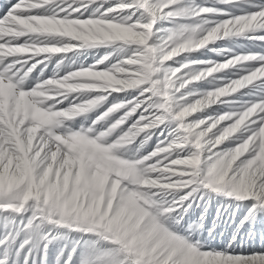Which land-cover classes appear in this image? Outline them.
I'll return each instance as SVG.
<instances>
[{"label":"snow or ice","instance_id":"snow-or-ice-1","mask_svg":"<svg viewBox=\"0 0 264 264\" xmlns=\"http://www.w3.org/2000/svg\"><path fill=\"white\" fill-rule=\"evenodd\" d=\"M0 264H264V0H0Z\"/></svg>","mask_w":264,"mask_h":264}]
</instances>
